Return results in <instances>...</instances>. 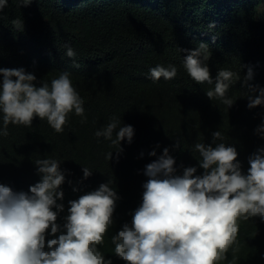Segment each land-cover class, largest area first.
I'll return each mask as SVG.
<instances>
[{"label":"trees","instance_id":"obj_1","mask_svg":"<svg viewBox=\"0 0 264 264\" xmlns=\"http://www.w3.org/2000/svg\"><path fill=\"white\" fill-rule=\"evenodd\" d=\"M263 5L264 0H32L21 6L8 0L0 11V68H22L36 77L37 86L69 72L86 119L73 110L62 133L39 117L30 127L9 124V135L0 136V185L30 194V186L41 180L35 160H60L64 197L57 203L64 204V211L56 222L62 226L69 201L110 184L119 199L113 224L97 248L112 264H126L114 254L111 237L131 224L149 179L146 165L164 148L175 160V175L196 167L194 176L204 173L194 145L215 147L221 141L213 143L214 132L221 131L223 143L236 148L244 175L249 157L264 148V133L256 131L264 124V104L248 107V97L264 90ZM201 43L210 52L205 63L213 85L194 82L183 67L188 54L183 50H195ZM65 45L75 51L79 67L65 55ZM156 65L176 66L177 76L153 81L149 71ZM221 68L240 77L226 93L235 99L230 108L206 95ZM249 69L253 75L245 85ZM2 81L0 75V86ZM113 116L121 127L134 129L132 142L121 141L119 153L111 141L95 136ZM153 150L156 156L149 155ZM83 166L92 170L88 178ZM238 228L227 258L217 264H233L234 257V264H264V220L241 218ZM52 238L46 234V242Z\"/></svg>","mask_w":264,"mask_h":264},{"label":"clouds","instance_id":"obj_2","mask_svg":"<svg viewBox=\"0 0 264 264\" xmlns=\"http://www.w3.org/2000/svg\"><path fill=\"white\" fill-rule=\"evenodd\" d=\"M18 3L28 6L32 0ZM7 5L8 0H0V11ZM65 48L73 66L79 67L75 64V51L68 45ZM183 51L188 52L183 67L189 77L198 84L213 85L205 63L210 56L208 46L201 43L195 50ZM0 75V136L9 135V124L30 127L34 117L46 120L56 133L64 131L73 110L86 119L84 101L69 72H61L50 84L44 81L40 86L34 83L36 77L22 68H0ZM149 75L153 81L162 77L172 80L177 76V67L156 65ZM252 75L249 69L245 85ZM234 78L240 79L238 73L219 69L214 88L206 91L207 97L220 99L230 108L235 99L227 98L226 93ZM248 99L250 109L264 104V90ZM120 125V119L113 116L95 132L97 138L111 141L118 153L123 151L121 141L127 139L131 143L134 136L131 125ZM256 131L264 133V124ZM224 139L223 133L217 131L213 133V143L221 142L215 147L194 145L200 156L199 167L204 170L202 176H194L196 167L184 168L182 175H175V160L168 148L146 165L144 174L149 179L143 184L142 204L135 210L131 224L125 223L111 237L117 257L126 264H217L227 258L226 253L236 242L241 218L259 216L264 220V148L249 157L250 168L244 175L236 148L226 146ZM111 155L108 153L107 158ZM149 155L156 156L155 150ZM35 164L41 180L30 186V194L14 193L10 187L0 185V264H112L97 245L104 243L113 224L119 199L116 191L110 184H101L97 190L69 201L68 215L61 226L56 222L64 211V204L57 203L64 197L59 190L65 181L60 160L36 159ZM82 171L84 178L92 175L88 167L83 166ZM46 234L56 238L46 242Z\"/></svg>","mask_w":264,"mask_h":264},{"label":"rangeland","instance_id":"obj_3","mask_svg":"<svg viewBox=\"0 0 264 264\" xmlns=\"http://www.w3.org/2000/svg\"><path fill=\"white\" fill-rule=\"evenodd\" d=\"M259 17L263 18L264 17V5L262 8L259 10Z\"/></svg>","mask_w":264,"mask_h":264}]
</instances>
